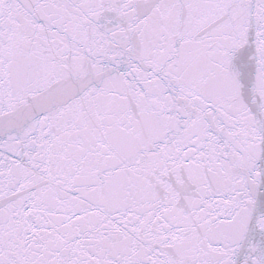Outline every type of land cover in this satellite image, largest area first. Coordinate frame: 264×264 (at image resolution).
I'll return each mask as SVG.
<instances>
[{
  "label": "snow or ice",
  "instance_id": "snow-or-ice-1",
  "mask_svg": "<svg viewBox=\"0 0 264 264\" xmlns=\"http://www.w3.org/2000/svg\"><path fill=\"white\" fill-rule=\"evenodd\" d=\"M0 264H264V0H0Z\"/></svg>",
  "mask_w": 264,
  "mask_h": 264
}]
</instances>
